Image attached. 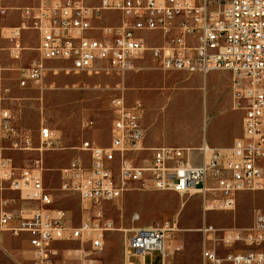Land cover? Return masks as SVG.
Returning <instances> with one entry per match:
<instances>
[{
    "label": "built area",
    "instance_id": "2783aa9c",
    "mask_svg": "<svg viewBox=\"0 0 264 264\" xmlns=\"http://www.w3.org/2000/svg\"><path fill=\"white\" fill-rule=\"evenodd\" d=\"M7 11L0 5V17ZM19 11L20 24L7 36L10 57L21 60L24 31L39 37L38 57L18 69L21 88L43 91L46 77L60 70L52 66L57 62L67 65L61 69L66 73H102L117 82L110 100V144L84 140L78 155L61 169L60 190L78 195L95 210L93 218L77 226L55 206L43 179L42 156L56 146L54 131L41 126V146L36 147L32 131L20 127L10 109L0 111V136L8 148L40 153L31 165L18 166L0 147V234H26L32 264H58L50 255L56 242L77 243L66 249L65 258L94 264L107 232L114 229L102 204L122 198L135 184L201 193L206 215L236 210L240 192L264 191V0H100L95 6L88 0H52ZM105 13L121 14L119 23H97ZM149 35H156L157 42L150 44ZM146 55L164 72L233 74V108L243 118L242 135L231 147L162 145L137 163L135 156L148 150L144 106L140 100L128 104L126 76L139 70ZM83 127L90 122L84 120ZM24 201L36 205L29 212L16 210ZM174 228L167 222L137 229L126 241L128 260L160 251L161 264H171L166 243ZM200 232L203 264H264L262 209L254 210L250 227H218L205 220Z\"/></svg>",
    "mask_w": 264,
    "mask_h": 264
},
{
    "label": "rangeland",
    "instance_id": "374dc122",
    "mask_svg": "<svg viewBox=\"0 0 264 264\" xmlns=\"http://www.w3.org/2000/svg\"><path fill=\"white\" fill-rule=\"evenodd\" d=\"M52 0H0L8 8L7 15L0 17V111L10 109L20 127L32 131L34 144L40 147L41 126L50 127L56 135L54 149L43 152V179L51 191L55 206L65 210L71 225L93 218L95 210L89 203H82L78 195L60 190L61 169L68 166L84 140L100 145L111 142L112 116L110 100L116 91V79L94 72H69L61 70L64 62L53 63L56 73H50L44 83L45 89L19 86V68L29 65L38 57L33 48L39 37L33 30L23 32L25 47L21 60L9 55V27L20 23L19 8L38 6ZM100 0H88L97 5ZM105 20L117 23L114 13H105ZM148 42H157L156 35H149ZM139 70L126 76V98L129 105L140 100L144 106L142 123L146 128L148 150L135 156L142 163L151 154L150 149L159 145L198 147L204 143L230 146L242 135L243 113L233 108V74L215 71L207 75L159 70L148 55L139 62ZM90 122L84 128L83 121ZM148 141V142H147ZM151 142H156L151 145ZM148 143V144H147ZM230 144V145H229ZM4 155L11 157L18 166L31 165L40 158L38 151L15 152L0 136ZM220 147V146H219ZM131 187V186H130ZM10 197L16 194L8 193ZM238 204L232 212H204V195L196 192L179 194L172 191H155L141 184L132 185L118 200L102 204L105 218L114 222V229L107 232L104 248L94 255V264H129L126 241L137 229L175 225L167 243L171 246V264H203L202 235L204 221L218 227H250L255 209L264 211V191L240 192ZM36 204L24 201L15 205L16 210L29 212ZM28 236L14 237L0 234V264H32L33 254ZM75 242H56L50 255L58 264H78L65 258L68 248ZM69 258V257H68ZM131 261L142 264L141 256ZM162 254L156 251L146 257V264H161Z\"/></svg>",
    "mask_w": 264,
    "mask_h": 264
},
{
    "label": "crops",
    "instance_id": "0c3cea01",
    "mask_svg": "<svg viewBox=\"0 0 264 264\" xmlns=\"http://www.w3.org/2000/svg\"><path fill=\"white\" fill-rule=\"evenodd\" d=\"M115 15H117V17H118V22L117 23H119V21H120V19H121V14H119V13H114ZM6 15H7V13H6ZM5 16V15H4ZM1 17H3V16H1ZM20 18H21V14H20ZM21 21V20H20ZM97 23H109L108 21H106L105 20V17L102 19V20H100V21H97ZM20 24V23H19ZM18 24V25H19ZM110 24V23H109ZM18 25H16V26H18ZM13 27H15V26H12V27H9L10 29H12ZM23 35V34H22ZM38 35V34H37ZM10 47V46H9ZM38 47H39V41H38V45L36 46V47H33L37 52H38ZM146 138H147V135H146ZM147 139H145V141H146ZM148 142V141H147ZM155 143L156 142H151L150 144L151 145H155ZM148 144V143H147ZM233 144V143H232ZM232 144L230 145V146H228L227 144H222V145H218V146H213V147H218V148H228V147H231L232 146ZM162 145H165V144H162ZM209 145V144H208ZM159 146H161V145H159ZM209 146H211V145H209ZM220 146V147H219ZM198 147H200V146H198ZM195 148H197V147H195ZM13 194V193H12ZM8 196H9V194H7ZM16 196V195H15ZM131 259H132V257H131ZM131 259H130V261H129V263H133L132 261H131ZM145 261H146V257H144L143 258V262L145 263ZM133 264H135V263H133ZM146 264V263H145Z\"/></svg>",
    "mask_w": 264,
    "mask_h": 264
},
{
    "label": "bare ground",
    "instance_id": "6f19581e",
    "mask_svg": "<svg viewBox=\"0 0 264 264\" xmlns=\"http://www.w3.org/2000/svg\"><path fill=\"white\" fill-rule=\"evenodd\" d=\"M195 193H196L195 191H192V195L195 194ZM166 247H167V250H168L169 255H171L172 249H171L170 244L169 243H166ZM127 261H128V259H127ZM129 264H131V263H129Z\"/></svg>",
    "mask_w": 264,
    "mask_h": 264
}]
</instances>
